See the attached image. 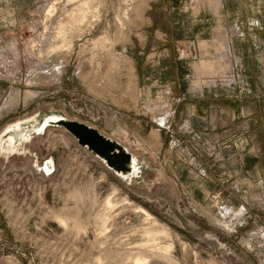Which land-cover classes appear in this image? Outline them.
I'll use <instances>...</instances> for the list:
<instances>
[{"label": "rangeland", "instance_id": "rangeland-1", "mask_svg": "<svg viewBox=\"0 0 264 264\" xmlns=\"http://www.w3.org/2000/svg\"><path fill=\"white\" fill-rule=\"evenodd\" d=\"M72 1L0 0V130L52 111L145 167L124 177L49 123L0 156V264H131L139 207L166 231L152 264H264V0H90L81 21Z\"/></svg>", "mask_w": 264, "mask_h": 264}, {"label": "bare ground", "instance_id": "bare-ground-1", "mask_svg": "<svg viewBox=\"0 0 264 264\" xmlns=\"http://www.w3.org/2000/svg\"><path fill=\"white\" fill-rule=\"evenodd\" d=\"M56 2L55 1H52L51 4L47 5L46 10H45L46 11V15H52L53 14V11L56 9L55 8L56 5L54 6V3H56ZM57 3H59V2H57ZM73 5H72V8H73ZM81 5L83 6L82 8H84V10H82V8L80 7ZM90 5H92V4H90V0H83L82 3L80 5H78L81 8V11L80 10L78 11L79 12L78 15L81 14L79 17L82 16L81 17L82 19H80V20L78 19L79 21H81V20L84 19V17L86 16V13L88 11V9L90 8ZM65 6H69V5H65ZM76 8H78V7H76ZM70 10H68V11H70ZM74 11H76V10H74ZM70 15L71 14L69 13V16ZM74 15H75V13H74ZM63 17H65V16L63 15ZM74 17H73V15H71L70 21L73 20ZM66 19H68V16H67ZM46 21H48V20H46ZM67 21H69V20H66L65 22H67ZM67 23H70V22H67ZM67 23H61L60 22L59 24H57L58 27L55 26V28L57 27V29H58V31L55 32V34L58 33V34H56V37L61 38L63 41H64V38H66L65 37L66 32H64V31H66L65 29L67 28L66 27V24ZM68 27H70V26H68ZM47 29H46V26L44 25L42 32H47ZM56 39H58V38H56ZM63 41H61V43ZM36 44L37 43H32L30 45V51L31 52H34L35 51ZM56 45H57V43H56ZM58 48H59V46H57V47L55 46V47L50 48L47 51V56L49 57V56L55 54V52H57L58 50H60ZM60 118H63L61 114H56V113H54L52 111L51 112H48V113H45V114H41L40 112H37L34 115H32V116H30V117H28V118H26V119H24L22 121H16V122H13V123H10V124L6 125V127L2 131L0 130V156L7 157V155L9 154V151L8 150L14 144H18V143L21 142V147H24V144L26 143V145H27V143L33 138L34 135L39 134L40 132H42L49 125V123H50L51 120H58ZM22 141H23V143H22ZM140 163H141V166L142 167H145V163L144 162H141V161L138 162L137 157L132 154V163H131L132 164V173H131V175H134L136 173L137 168L138 167L139 168L141 167L140 166ZM43 167H44V169L46 170L47 173L50 172L52 170V167H53L52 160L46 161ZM124 177H127L128 178V176H124ZM105 203H106L105 205L111 206V202H110L109 199H107V201H105ZM136 209H137L136 210L137 212H140L142 215H144V221L147 224V227L144 229V233L147 236V241H146L147 243H145V244L142 243V248L144 247V249L147 250L148 249L147 247L149 245L150 246L149 247L150 250L148 249L147 250V253H141V252H139L140 254L134 255L133 257H130L128 260L131 259V264H152L154 261H157V260H161L162 261V259L165 258V251H166L165 249L167 248V246L165 248V246H162L161 243L157 242L156 237L166 234V231L164 229H158L157 228V221H156V219L150 213H148L145 209H143L141 207L136 208ZM57 219L59 220L60 223L63 222L62 217L57 216ZM104 221H105V219H104ZM104 223L105 222H103V224ZM149 241H152V242L149 243ZM168 247H170V246L168 245ZM137 248H138V246H137ZM130 256H131V254H130Z\"/></svg>", "mask_w": 264, "mask_h": 264}, {"label": "water", "instance_id": "water-1", "mask_svg": "<svg viewBox=\"0 0 264 264\" xmlns=\"http://www.w3.org/2000/svg\"><path fill=\"white\" fill-rule=\"evenodd\" d=\"M50 123L62 125L81 146L86 147L95 156L103 159L117 173L122 176H132V154L119 142L103 135L96 128L77 120L60 118L51 120ZM139 173L140 170L137 168L135 174Z\"/></svg>", "mask_w": 264, "mask_h": 264}, {"label": "flooded vegetation", "instance_id": "flooded-vegetation-1", "mask_svg": "<svg viewBox=\"0 0 264 264\" xmlns=\"http://www.w3.org/2000/svg\"><path fill=\"white\" fill-rule=\"evenodd\" d=\"M37 113V112H35ZM35 113H33L32 115H34ZM30 115V116H32ZM30 116H27L25 118H21V119H17V120H14L12 122H9L8 124L10 123H13V122H16V121H22ZM6 124V125H8ZM6 125L1 129V131L6 127ZM23 143V141H22ZM9 151V154L7 155V157H4V158H10L11 156L15 155V154H20V153H26L27 152V146H26V143L24 144V147H21V142L18 143V144H14L11 146V148L8 150Z\"/></svg>", "mask_w": 264, "mask_h": 264}, {"label": "crops", "instance_id": "crops-1", "mask_svg": "<svg viewBox=\"0 0 264 264\" xmlns=\"http://www.w3.org/2000/svg\"><path fill=\"white\" fill-rule=\"evenodd\" d=\"M3 72V71H2ZM260 96H262V94L258 93L257 94V102L259 103L261 101L260 99ZM254 115V121L256 122L255 126H257V128H255L257 130V132H260V125H262V120H261V114H260V107H259V104H258V107H257V111L255 110V114ZM248 120L250 121V118H248ZM249 131V129L247 130ZM259 153V151H258ZM257 157H259V155L257 154ZM246 158V157H245Z\"/></svg>", "mask_w": 264, "mask_h": 264}]
</instances>
